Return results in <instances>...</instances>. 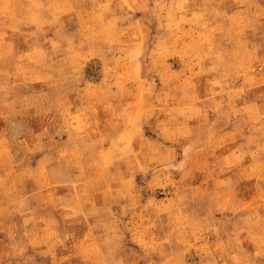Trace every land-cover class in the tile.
I'll list each match as a JSON object with an SVG mask.
<instances>
[{
    "label": "rangeland",
    "instance_id": "rangeland-1",
    "mask_svg": "<svg viewBox=\"0 0 264 264\" xmlns=\"http://www.w3.org/2000/svg\"><path fill=\"white\" fill-rule=\"evenodd\" d=\"M0 264H264V0H0Z\"/></svg>",
    "mask_w": 264,
    "mask_h": 264
}]
</instances>
